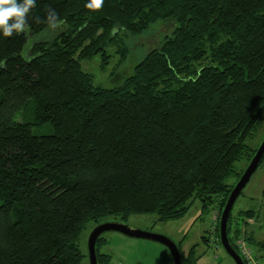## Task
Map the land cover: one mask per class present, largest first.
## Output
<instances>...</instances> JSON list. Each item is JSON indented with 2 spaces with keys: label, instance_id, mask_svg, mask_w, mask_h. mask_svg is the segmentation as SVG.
<instances>
[{
  "label": "trees",
  "instance_id": "1",
  "mask_svg": "<svg viewBox=\"0 0 264 264\" xmlns=\"http://www.w3.org/2000/svg\"><path fill=\"white\" fill-rule=\"evenodd\" d=\"M88 2L36 0L27 36L0 31V264H83V229L111 218L179 220L195 200L220 216L260 146L247 141L264 108V0H104L99 12ZM47 9L64 23L25 59ZM159 21L170 36L117 86L81 68L107 48L123 64L128 39ZM232 210L230 245L244 233L263 249L246 231L260 211ZM107 243L97 239L98 264H110ZM180 244L181 264H194L196 245Z\"/></svg>",
  "mask_w": 264,
  "mask_h": 264
},
{
  "label": "rangeland",
  "instance_id": "2",
  "mask_svg": "<svg viewBox=\"0 0 264 264\" xmlns=\"http://www.w3.org/2000/svg\"><path fill=\"white\" fill-rule=\"evenodd\" d=\"M170 23L172 22L159 21L150 26L145 33L134 38L130 37L128 39L130 51L126 58L127 60L123 64L118 65V54L111 53L110 49L107 48L109 57L103 58L100 52L94 55L90 60H82L81 68L85 72L91 74L93 83L96 86L105 89L117 86L132 72V67L138 63L140 58L144 56L149 49L155 48L164 37L170 36L173 30V26H169ZM57 33L58 29L53 31L48 28L35 36L29 37L27 46L22 52V56L25 59L29 58V54L25 51L31 43L44 41ZM262 110L258 119L259 122L255 135L252 140L247 141L252 147H255L264 139V108ZM40 131L50 132L48 128ZM244 165L245 162L236 164L240 169H243ZM250 178L242 195L235 200L232 212L235 214L237 211L252 209L254 211L263 212L260 213L263 217L264 211L259 204L262 199L260 195L261 188L264 184V162L259 165ZM234 181V177H229L227 183L231 184ZM218 209L217 205H213L210 211L208 210V212L201 214V203L195 200L192 202L185 216L179 218V220H168V222L156 223V216L145 214L131 216L128 221L124 223L132 228H139L144 231L148 230L152 233H158L167 238H171L176 244H180V242L183 241L180 244V248L185 254L188 253L192 245H196L194 257H196L197 260L194 264H235L220 243H217V236L215 235L216 227L221 216V214L220 216L218 215ZM112 221L111 218V220L105 222ZM93 227L92 224L87 225L80 235L81 249L86 255L83 264H88L86 239ZM242 230L244 231V228H242ZM254 231L255 234H257L255 226ZM245 235L246 234L241 233L240 236L236 238L234 242L235 246L238 245L240 241H242L245 246H250L252 249V257H254L259 264H263L264 246L263 249L257 246L253 248L252 245L248 244ZM257 235L256 237L253 235L255 240H258ZM203 236L204 240H202ZM104 237L108 240V243L102 247L101 252H106L111 256L110 264H169L170 261V264H173L170 251L160 243L147 239H132L115 231L104 233Z\"/></svg>",
  "mask_w": 264,
  "mask_h": 264
},
{
  "label": "water",
  "instance_id": "3",
  "mask_svg": "<svg viewBox=\"0 0 264 264\" xmlns=\"http://www.w3.org/2000/svg\"><path fill=\"white\" fill-rule=\"evenodd\" d=\"M264 139L260 143V146L255 152V156L246 166V169L239 181L234 185L232 192L229 194L227 200L225 201L224 208L221 211V216L219 219V236H220V245L223 247L227 255L232 258L235 264H244L242 258L239 257L236 250L233 246L230 245L227 235V220L230 215V211L235 204V200L240 195V193L244 190L246 184L251 179L250 177L255 173L258 168V164L260 163L262 157L264 156ZM115 231L120 233L121 235H125L132 239H142V240H150L156 243H160L165 246L171 253V258L173 260V264H181L180 260V252L177 249L176 243L171 239L167 238L160 234L152 233L148 230L144 231L139 228H132L128 226L126 223H121L118 221L112 222H104L99 225L93 227L88 235L87 241V253H88V264H98L97 257L95 252V246L97 243V239L104 233Z\"/></svg>",
  "mask_w": 264,
  "mask_h": 264
},
{
  "label": "clouds",
  "instance_id": "4",
  "mask_svg": "<svg viewBox=\"0 0 264 264\" xmlns=\"http://www.w3.org/2000/svg\"><path fill=\"white\" fill-rule=\"evenodd\" d=\"M103 5L104 0H89L85 7L93 12H99ZM35 6L36 0H0V31L3 36L5 38L21 34L27 36L31 30L29 15ZM46 11L47 27L53 31L61 28L64 21L58 18L56 11L53 9Z\"/></svg>",
  "mask_w": 264,
  "mask_h": 264
},
{
  "label": "crops",
  "instance_id": "5",
  "mask_svg": "<svg viewBox=\"0 0 264 264\" xmlns=\"http://www.w3.org/2000/svg\"><path fill=\"white\" fill-rule=\"evenodd\" d=\"M259 205H262L260 207L264 211V199H261V202H260ZM260 213H263V212H260ZM260 213L258 212V216L255 217L254 219L253 218L252 219H247V223L248 224L246 226V231H248L249 234H253L255 237L258 234L257 235L258 240L260 239V240L264 241V215L262 217L260 215ZM254 226H255V230L257 231V234H255ZM170 262H169V264H170Z\"/></svg>",
  "mask_w": 264,
  "mask_h": 264
},
{
  "label": "built area",
  "instance_id": "6",
  "mask_svg": "<svg viewBox=\"0 0 264 264\" xmlns=\"http://www.w3.org/2000/svg\"><path fill=\"white\" fill-rule=\"evenodd\" d=\"M237 246V253L239 257L242 258V261H245V264H259L257 260L252 257V249L250 246H245V244L240 241Z\"/></svg>",
  "mask_w": 264,
  "mask_h": 264
}]
</instances>
